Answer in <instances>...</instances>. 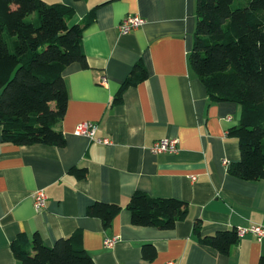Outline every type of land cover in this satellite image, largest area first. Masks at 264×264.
I'll use <instances>...</instances> for the list:
<instances>
[{
  "label": "crops",
  "instance_id": "0c3cea01",
  "mask_svg": "<svg viewBox=\"0 0 264 264\" xmlns=\"http://www.w3.org/2000/svg\"><path fill=\"white\" fill-rule=\"evenodd\" d=\"M42 1L72 7L71 24L94 15L83 38L88 67L73 64L64 73L69 103L56 128L63 147L6 143L0 126V264H20L12 244L21 234H39L52 248L75 232L95 264H261L264 239L238 237L224 255L195 233L196 222L203 236L264 226V181L230 173L241 159L238 141L228 135L240 124L241 107L213 102L190 66L197 0ZM131 15L147 23L124 35L119 26ZM139 62L148 78L114 105ZM82 122L97 124V137L112 143L76 136ZM164 138L177 139L178 152L152 154L151 146ZM74 169L87 177L77 178ZM37 190L48 197L40 211ZM136 192L181 200L189 216L172 230L136 226L128 210ZM96 203L122 207L109 228L89 214ZM114 238L118 243L106 247Z\"/></svg>",
  "mask_w": 264,
  "mask_h": 264
},
{
  "label": "trees",
  "instance_id": "16d2710c",
  "mask_svg": "<svg viewBox=\"0 0 264 264\" xmlns=\"http://www.w3.org/2000/svg\"><path fill=\"white\" fill-rule=\"evenodd\" d=\"M74 16L75 10L64 4L0 0V126L4 142L65 145L62 132L56 129L69 103L64 73L73 64L88 67L83 38L94 19L89 14L81 23L71 24ZM196 16L190 66L213 102L238 104L242 110L240 124L228 133L238 141L241 152L230 173L244 181H264V0H197ZM147 78L148 72L139 62L114 105L123 103L129 87ZM72 173L80 179L87 177L85 170ZM121 210L117 205L96 203L89 214L109 228ZM128 210L134 225L160 230H172L189 216L185 202L145 192L132 196ZM195 233L200 243L224 255L239 241L236 230L203 236L199 222ZM12 250L20 264H95L81 232L58 240L52 248L39 234L32 239L21 234Z\"/></svg>",
  "mask_w": 264,
  "mask_h": 264
},
{
  "label": "built area",
  "instance_id": "2783aa9c",
  "mask_svg": "<svg viewBox=\"0 0 264 264\" xmlns=\"http://www.w3.org/2000/svg\"><path fill=\"white\" fill-rule=\"evenodd\" d=\"M147 21L139 16L131 15L123 20L119 26V30L122 34L126 35L132 31L139 29L146 25ZM101 84H106V78L101 79ZM98 126L92 122H82L78 124L75 129L76 136L87 137L91 141L98 144L109 145L112 143L110 138H98L97 137ZM152 154H175L178 152V140L175 138H164L156 141L150 148ZM194 179V178H193ZM34 207L36 211H40L46 207L47 194L44 190H37L33 193ZM238 237H244L248 234H253L259 241L264 239V226L254 225L247 228L237 229ZM118 238L108 239L105 241V246L113 248L118 243ZM174 264V263H169Z\"/></svg>",
  "mask_w": 264,
  "mask_h": 264
}]
</instances>
